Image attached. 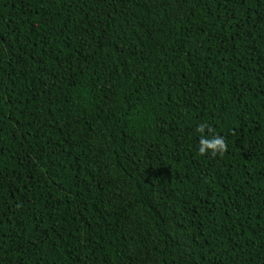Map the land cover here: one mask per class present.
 <instances>
[{
  "label": "trees",
  "instance_id": "16d2710c",
  "mask_svg": "<svg viewBox=\"0 0 264 264\" xmlns=\"http://www.w3.org/2000/svg\"><path fill=\"white\" fill-rule=\"evenodd\" d=\"M0 264H264V0H0Z\"/></svg>",
  "mask_w": 264,
  "mask_h": 264
},
{
  "label": "clouds",
  "instance_id": "9594fccd",
  "mask_svg": "<svg viewBox=\"0 0 264 264\" xmlns=\"http://www.w3.org/2000/svg\"><path fill=\"white\" fill-rule=\"evenodd\" d=\"M204 125L198 126V131L203 132L204 130ZM227 148V144L224 140V138L220 135H215L211 137H205L202 136L199 141V146H198V152L200 155H205V154H211L215 155L217 153L222 154Z\"/></svg>",
  "mask_w": 264,
  "mask_h": 264
}]
</instances>
